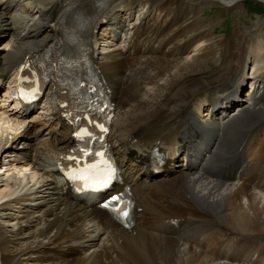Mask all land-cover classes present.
Instances as JSON below:
<instances>
[{
	"label": "bare ground",
	"instance_id": "1",
	"mask_svg": "<svg viewBox=\"0 0 264 264\" xmlns=\"http://www.w3.org/2000/svg\"><path fill=\"white\" fill-rule=\"evenodd\" d=\"M16 1L0 5L9 9ZM77 1L31 0L11 18L0 12V24L13 29L0 69L7 73L51 41L59 19ZM211 4L240 6L238 0H112L92 13L94 26L104 19L113 26L96 36L97 42L126 35L122 47L97 53L117 102L110 138L118 140L113 148L131 180L135 172L121 145L132 131L162 137L166 146L178 141L177 131L165 132L171 125L197 129L202 137L183 144L191 157L188 172L148 187L133 235L102 220L100 239L83 223L88 213L58 188L51 170L69 139L57 107L50 105L40 117L49 127L42 135L43 127L21 130V123L0 116V264H264V245L258 242L264 235V196L258 193L264 194V53L256 63L251 56L259 48L250 47L253 37L261 38L264 23L249 30L239 26L229 42L216 41L211 24L200 16L201 7ZM140 5L146 6L140 20L130 26L128 18ZM253 62V74L245 75ZM249 79L253 91L228 100L230 89ZM51 98L46 96L50 104ZM220 99L226 106L212 112ZM208 139L211 147L217 144L214 160L230 156L243 141L250 157L216 179L209 165L195 173L213 147L195 149L208 148ZM176 216L183 218L179 230L171 224Z\"/></svg>",
	"mask_w": 264,
	"mask_h": 264
},
{
	"label": "rangeland",
	"instance_id": "2",
	"mask_svg": "<svg viewBox=\"0 0 264 264\" xmlns=\"http://www.w3.org/2000/svg\"><path fill=\"white\" fill-rule=\"evenodd\" d=\"M26 1L27 0H23V3ZM238 1H239L240 6L237 8H231V9H224L223 6L220 4L219 5H217V4L212 5L211 4L210 6L209 5H203L201 7V9H202L201 16L208 18L207 22L212 24V26H213V27L211 26L213 28L212 31L215 33H218V34H216V37H222L223 36V37L227 38V40H230L231 36H234V32H235L237 27L240 26V27L244 28V30H249L257 21H263V23H264V2H262V1L260 2V0L259 1L258 0H238ZM142 8H143V6H142ZM142 8H139V10L135 12V15L133 17L134 20H132V22L138 21V17L140 15V11ZM245 8H248L249 12H246ZM18 13H19V11H18ZM32 13H34V12H32ZM33 18L37 19V15L33 16ZM227 25H229V28L226 30V32L224 34L225 36H224L223 35L224 32L222 31L221 28H225ZM261 28H262L261 29V36H260L261 38H257V41L255 43L254 42L252 43L253 46L255 45L253 48H255V49L257 47L259 48L258 53L262 49H263L262 51L264 53V42L262 40V36H264V24L262 25ZM19 29H21V28H19ZM232 32H233V34H232ZM9 36L7 37V39H9ZM7 39L4 40L5 43H6ZM219 39H221V38H218L215 40L218 41ZM260 43H261V45L262 44L263 45L260 46ZM215 44L217 45V43H215ZM217 49H219V47H217ZM255 55H256V53L254 54V56H251L253 59L252 61H256V63L262 61L261 55H260L261 56L260 59H258V54L256 56ZM251 69H252V65H250L249 68H247V73H249ZM258 193H259V195L264 196L263 193H261V192H258ZM24 264H31V263L24 262Z\"/></svg>",
	"mask_w": 264,
	"mask_h": 264
},
{
	"label": "snow or ice",
	"instance_id": "3",
	"mask_svg": "<svg viewBox=\"0 0 264 264\" xmlns=\"http://www.w3.org/2000/svg\"><path fill=\"white\" fill-rule=\"evenodd\" d=\"M105 183H106V181H105ZM113 199H114V200H117V201L119 200V198H118V197H113ZM123 215H124V216H127V215H128V213H127V212H123Z\"/></svg>",
	"mask_w": 264,
	"mask_h": 264
}]
</instances>
